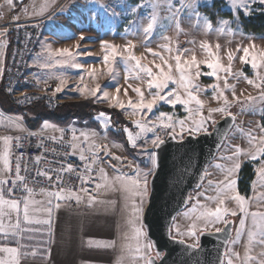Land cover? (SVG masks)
<instances>
[{"label": "rangeland", "instance_id": "1", "mask_svg": "<svg viewBox=\"0 0 264 264\" xmlns=\"http://www.w3.org/2000/svg\"><path fill=\"white\" fill-rule=\"evenodd\" d=\"M214 1L224 2L222 10L231 12L234 16L238 11L248 16L257 10L254 5L264 8L260 0H237L235 7L232 0H61L45 18L39 57L41 62L34 67L29 63V72L36 78L38 90L60 100L61 103L90 100L95 106L116 110L123 116L130 125L127 128L128 132L132 134L137 145L131 146L127 139L130 148L134 150V158L127 156L122 147L121 149L117 147L120 145L110 142L106 137V132L112 129L110 116L106 114L101 117V112L91 113L92 122L100 126L102 132L86 128L77 121H73L69 129L76 134L77 144H87L89 151L92 152L97 150L105 152L108 162L103 167L124 178L135 179L138 174L141 177L149 171L152 174L154 163L150 153H153L161 138L165 139L170 133L177 139H182L189 133L199 134L207 131L225 114L236 113V125L210 166L205 184L199 192L192 195L190 207L176 218L172 234L177 239L195 244L199 232L220 229L224 225L223 220L215 222V218L207 217L205 214L214 211L219 200L223 199V207L236 212V215L229 213L224 217L226 220L233 218L236 222L225 264H228L229 260L232 264H259L260 260H264V256L260 255L264 252V245L258 242L259 232L264 228V223L257 220L254 224L251 215L241 212L237 202L230 197L237 194L242 196L237 188L239 172L244 164L255 163L250 195L247 198L242 197L245 198L248 213L264 212V177L259 175L260 170L264 169L262 160L264 153L257 151L258 140L264 136L260 125L264 106V100L260 99L261 93L264 92V65L257 68L251 66L252 56L264 52V37L243 33L236 17L233 20L219 18L215 27L211 25L210 29L207 28L205 19L208 18L200 9L211 6ZM153 14L157 20L151 32L146 35L143 29L151 22ZM222 21L228 23L222 24L220 23ZM81 36L84 37L83 40ZM105 43L115 46L116 51L103 47ZM129 43L134 47L125 51ZM202 43H207L209 48L203 49ZM244 47L249 48L248 63H243L240 59L244 56ZM65 48L70 50V55L57 54L58 49ZM148 49L153 53H159L172 65L176 83L169 82L164 93L176 90L182 100L187 99V96L179 83L180 74L175 72L174 56L182 54V62L190 61L195 56L199 67L193 66L191 72L193 77H196L197 72L200 75L192 81L199 88V91H193V95L197 96L203 107L194 102L172 105L158 101L151 113L145 110L132 114V109L128 107L129 100L133 102L139 100L133 88L140 87L145 93V100L151 97L147 91L146 77L136 78L137 74L132 71L134 62L127 61V57L130 54L135 55L140 58L142 64L152 67L154 72L157 71L154 64L163 66V61L154 57ZM229 53L233 56L231 62L228 59ZM105 55L109 57L107 62L104 61ZM217 61L230 68L231 75L221 71L218 73L220 79L208 76L206 73L210 69L205 66V62ZM76 64L80 67L73 66ZM225 78L230 86L228 88H225ZM248 81L254 83L249 84ZM212 85L218 87L214 89L210 87ZM57 87L61 88L60 92L55 91ZM117 87L120 89L119 92ZM97 88L99 90L93 95L92 90ZM125 89H128L127 94ZM154 91L156 90L153 89ZM104 93H107L106 99ZM218 93L223 94L221 98H217ZM249 97L254 98L251 106ZM117 101L125 107L120 108ZM225 108L227 111H219ZM201 120L205 123L203 128L197 131L195 129ZM135 121H141L145 129L135 127ZM124 129L122 131L127 138ZM157 137L159 142L154 145L152 141ZM249 153H254L257 158H251ZM141 165L145 169H142ZM229 179L236 181L232 189L227 188L226 182ZM107 184L112 186L113 179L108 178ZM117 184L120 185L119 182L114 185ZM237 229H240L239 234ZM250 231L256 233L251 245ZM246 247L251 248L248 255L255 257L247 262Z\"/></svg>", "mask_w": 264, "mask_h": 264}, {"label": "crops", "instance_id": "2", "mask_svg": "<svg viewBox=\"0 0 264 264\" xmlns=\"http://www.w3.org/2000/svg\"><path fill=\"white\" fill-rule=\"evenodd\" d=\"M46 1L13 0L9 5L7 0H0V20H46L45 18L61 0ZM15 3L22 5L18 12H15ZM8 52L9 39L0 33V84ZM40 54L41 44L38 55L30 60L31 67L41 62ZM5 107V104L0 103V156L7 152L9 157L12 144L22 139L28 132L60 136L65 129H69L42 121L37 131H31L21 115L8 114ZM5 137L10 139V144H5ZM74 142L77 148L81 146L76 143L75 137ZM85 146L90 150L87 144ZM117 147L121 149V146ZM105 155L107 156L106 153ZM103 166H100L98 171V183L102 185L107 181L101 178V174L99 178L101 170L110 180L117 176ZM6 175L7 172H3V162L0 161V179H4ZM135 179L127 178L125 186L117 184L98 189L96 202L92 206H89L88 197H81V201L76 202L74 207H70L65 201H59L60 206L57 208V201L53 200L51 216L46 210L49 197L32 196L31 199L37 203L30 204V219L33 221L50 219L51 223H24L21 212L20 230L14 236L5 237L0 234V247L18 248L20 251L18 264H146L152 249L142 229L141 216L148 190L141 204L139 197L133 195L132 191H125V187L130 188L131 181ZM4 194L5 198H9L6 191ZM25 197L18 200L23 201ZM41 201L43 203H40ZM133 202L140 207L136 215L132 214ZM137 230L140 232L139 236L136 235ZM102 244L110 246H97ZM137 248L140 250L137 251ZM6 255L0 253V259Z\"/></svg>", "mask_w": 264, "mask_h": 264}, {"label": "snow or ice", "instance_id": "3", "mask_svg": "<svg viewBox=\"0 0 264 264\" xmlns=\"http://www.w3.org/2000/svg\"><path fill=\"white\" fill-rule=\"evenodd\" d=\"M7 2L9 3V5L12 4L13 0H7ZM233 6H236L237 0H232ZM261 4H264V0H260ZM155 7V6H153ZM245 7H247L245 5ZM133 11H135V9H133ZM247 14V13H246ZM157 17L155 14H153V16L151 17V22L148 23L147 27L143 29L144 33L147 35L148 33L151 32V30L153 29L154 24L156 23ZM205 23H206V27L207 28H211V23L210 21H208L207 19H205ZM222 24H227V21H222L220 22ZM177 27H179V25L177 24ZM222 31V29H221ZM81 39L83 40L84 37L81 36ZM105 48H111L113 52L116 51L115 46L112 45H107L106 43L102 45ZM134 47L133 45H131V43H129L128 45H126L125 47V51H127L129 48ZM168 51H171L170 48H167V46H164ZM201 47L205 50H207L209 48V45L207 43H202ZM219 47V46H217ZM239 50V49H238ZM149 53H151L154 57H158L161 61H163V66L161 64H154L155 69L157 70L156 72L153 71L152 67H148L144 64L141 63L140 58L136 57L135 55H129L127 57V61L129 62H134V67L132 69L133 72H135L136 78L137 79H144L146 77V86H147V91L150 95L151 98L145 100V93L144 91H142V89L140 87H135L132 90L136 93L137 97L139 98L138 102H133L131 100H129L128 103V107L132 109V114H136L137 112H144L145 110L148 113H151L152 110L154 109L155 105L157 104L158 101H164L166 103L175 105L177 103H181V104H187L189 102H194L196 105L203 107L202 102L197 98L196 95H193V91H199L198 85H195L192 83L193 79L198 78V76L200 75L199 72L196 73V77H193L191 69L193 66H196L197 68L199 67L198 62L196 61L195 56L192 57V59L189 60H184L183 62L181 61V55L180 53L176 54L174 56V60H175V72L179 73V83L181 85V87L183 88L184 94H186L187 99L182 100L181 99V95L177 93L176 90L170 91L168 93H164V89L167 88L169 82L171 83H176V80L174 79V75H173V68L172 65L168 63L167 60L164 59L163 56H161L159 53H153L151 49H148ZM187 51V50H185ZM243 52H244V56H242L240 59L243 63H248V57H249V48L248 47H244L243 48ZM57 54L60 55H70V50L65 48V49H58L57 50ZM109 59V57L107 55L104 56V61L107 62ZM228 59L231 62V60L233 59V56L231 53L228 54ZM257 60H259V63H257ZM264 65V52H260L256 55H253L251 58V66L253 68H257ZM48 65H44V67H47ZM76 68H79L80 65L76 64L73 65ZM205 66L210 69L209 72H207L206 74L208 76H216L217 79H220V77L218 76V73L223 71V72H227L229 75H231L230 72V68H226L224 67L222 64H220L218 61L217 62H205ZM165 68H167V71H165ZM91 74V73H90ZM143 74V76L141 75ZM127 76H126V80H127ZM249 84H253V81H248ZM212 88H217V85H212L210 86ZM230 87L227 84V79L225 78V88ZM256 87H260V85H256ZM153 89H155L156 91L153 92ZM99 89H93L92 93L93 95L96 94V92ZM56 92H60L61 88L57 87L55 89ZM120 89L119 87H117V92H119ZM125 94H127L128 89H125ZM222 93H218L217 98H221L222 97ZM173 97H175V99H173ZM104 98H107V93H104ZM233 99L235 100L236 97L235 95L233 96ZM254 98L249 97L248 101H249V105L251 106V102L253 101ZM260 99L264 100V92L261 93L260 95ZM117 103L119 104L120 108H124L125 105L120 103L119 101H117ZM225 103L227 104V101L225 100ZM219 111H227V109H219ZM105 115V113L101 112L100 116L103 117ZM164 114H161V116H163ZM211 117V112L209 113V118ZM228 118L230 119H234V117H232L231 113H228ZM17 123H19V121H17ZM205 121L201 120L199 122V125L197 126V128L195 130L199 131L201 128H203ZM135 127L141 128L142 130L145 129L144 124L141 123V121H135L134 122ZM162 127H171V125H161ZM45 127H47V123L45 122ZM181 129L183 130V122H181ZM150 130V128L148 129ZM124 131L127 133V139L129 140L131 146L136 147V143H135V139L133 138L132 134L130 132H128L127 127L124 129ZM174 131V129H173ZM261 131L264 132V127L261 128ZM251 135V134H249ZM253 139H255V137H253ZM5 144L8 145L11 143L10 139L5 137L4 140ZM153 144H157L159 142V137L155 138L153 141ZM258 145L259 147L257 148V151L264 153V136H261L258 140ZM71 151L69 152V155H76L77 154V148L76 145L73 143L71 146ZM237 151H239V149H237ZM251 155V158L256 159V155L254 153H249ZM151 158L153 163L155 164L156 161V154L155 153H150ZM79 159L81 161H85L88 158L85 157L83 155V153L81 152L79 155ZM119 159V158H116ZM0 161L3 162V172H9L10 171V162H9V157H8V153L5 152L2 156H0ZM93 163L95 162L94 160L92 161ZM236 167L238 168L239 165H236ZM20 171H21V167H20V162L19 160H17V164H16V172H15V179L12 180V184H13V188H9L7 189L8 195L9 197H11L12 193L15 191V186L17 184V182H24V177L20 175ZM51 171H55V170H45L43 172H38L37 175H43L46 176V178L51 181L52 180V176L50 175ZM76 171V167L74 165H67V166H62L60 171L57 173L56 175V180L57 183L60 182L61 180V173H65V172H75ZM84 172L87 175V178L85 177H80L82 183H91L95 177L92 175L93 173V168L91 164H86L85 168H84ZM150 171L146 172L143 174V177L141 178L140 175H137V178L134 181H131V187H125V191H132L133 195L138 196L140 199V202L142 204L144 196L147 193V185H148V180L147 177L148 175H150ZM259 175H261L262 177H264V169H261L259 172ZM101 178L104 179L105 181H107L108 177L105 176L103 174V171L101 170ZM126 181L127 178H123L120 175H117L113 178V185L116 184L117 182H119V184L121 186H125L126 185ZM227 188L228 189H232L233 186L236 184L235 180H231L229 179L227 182ZM7 184V180L5 179H0V234L4 235L5 237L9 236V235H16L17 231L20 230L21 227V212L23 214V222L24 223H44V224H50L51 220H35L33 221L32 219H30V204L35 205L37 202L33 199H31L34 190L31 188H28L26 185L24 187V191L28 194L23 201L17 200V199H12V198H5V185ZM211 184V182H210ZM142 185V186H141ZM54 187H56V185H53ZM110 185H108L107 183L105 184H100V183H96L95 187L96 189H100L102 187H109ZM80 192L84 193L85 195L88 196V200H89V206H92L96 201H95V197L92 196L91 192L89 189L87 188H83L81 187ZM47 196L49 197V199L47 200V212L49 214V216H51V211H52V202L53 200L57 201L56 207L58 208L59 205V201H63V200H70V199H75L77 203H79L81 201V196L77 193L74 192L72 190L69 189H65V188H58V190L56 191H48ZM231 199H233L234 201L237 202L239 209L241 212L245 213V215H251L254 224L256 223L257 220L261 221L262 223H264V212H252V213H248L247 209L245 207V198L240 196L239 194L230 197ZM21 203L23 204V208L21 209ZM40 203H43V201H41ZM224 204V200L220 199L219 200V204L216 207V209L214 211H208L205 215L207 217H212L215 218V222H220L221 220H223V222L225 223L226 227L228 225V221L226 219H224V217L227 214H231V215H236L235 211H231L226 207H223ZM132 208V214L136 215L138 214V212L140 211V207L133 202L131 205ZM13 214H14V218H13ZM241 224H244V219H241ZM218 231H220L218 229ZM240 229H237V234H239ZM136 235L139 236L140 232L139 230L136 231ZM259 243L264 245V228H261L260 232H259ZM256 237V233L250 231L249 232V245H251L253 243V241L255 240ZM90 244L92 243L91 241L89 242ZM100 247H109L110 245L108 244H102V245H97ZM140 249L137 248V251H139ZM251 251L250 247H246V251H245V261H250L255 259V257H252L250 255H248V253ZM0 253H5L7 254L5 258L0 259V264H18L19 262V257H20V251L18 248L15 247H0ZM261 256H264V252L260 253ZM149 264H154L153 261L149 260ZM228 264H232V261L229 260ZM259 264H264V260H260Z\"/></svg>", "mask_w": 264, "mask_h": 264}, {"label": "water", "instance_id": "4", "mask_svg": "<svg viewBox=\"0 0 264 264\" xmlns=\"http://www.w3.org/2000/svg\"><path fill=\"white\" fill-rule=\"evenodd\" d=\"M230 113L234 119L227 113L205 132L189 133L182 139L170 133L153 149L156 161L141 216L152 249L146 264L149 260L154 264H225L236 226L233 218L220 231L199 232L195 244L175 238L172 232L176 218L202 189L210 166L236 125L237 115Z\"/></svg>", "mask_w": 264, "mask_h": 264}, {"label": "built area", "instance_id": "5", "mask_svg": "<svg viewBox=\"0 0 264 264\" xmlns=\"http://www.w3.org/2000/svg\"><path fill=\"white\" fill-rule=\"evenodd\" d=\"M45 23L46 20H0V33L9 39V52L5 60L0 88L12 107L19 111L42 106L52 114L61 103L60 100L38 90L36 78L29 72L30 60L38 55ZM74 137L75 134L71 129H65L60 136L28 132L22 139L14 142L9 155L10 171L4 178L7 180L5 185L7 196L9 197L7 189L13 188L12 180L15 179L16 164L19 160L20 175L25 179L23 183L17 182L15 191L9 198L18 200L27 196L24 191L25 185L34 190L32 196H47L48 191H56L62 187L77 192L81 197H88L80 192L83 187L89 189L95 197L98 193L95 185L98 183L99 167L108 162V157L100 150L93 152L87 150L85 145L76 147L78 150L76 155H69L70 146L75 144ZM81 152L88 158L87 160L79 159ZM86 164H91L93 168L92 175L95 179L91 183H82L80 179L82 176L87 178L88 174L84 172ZM67 165H74L76 171L61 173V180L57 183V173L62 166ZM45 170H55L50 172L51 181L46 176L37 175L38 172ZM63 201L70 207L76 205L75 199Z\"/></svg>", "mask_w": 264, "mask_h": 264}, {"label": "trees", "instance_id": "6", "mask_svg": "<svg viewBox=\"0 0 264 264\" xmlns=\"http://www.w3.org/2000/svg\"><path fill=\"white\" fill-rule=\"evenodd\" d=\"M14 5L15 12H18L22 5L17 3ZM223 5L224 2L222 1H214L211 6L201 8L200 11L208 18L213 27L217 25L219 18L233 20L236 17L237 23L243 33L264 37V8L259 5H254V8L257 10L248 16H245L241 11H238L234 16L231 12L223 11ZM0 103L2 105L5 104V110L8 114L21 115L26 126L31 131H37L42 121H48L61 128H67L73 121H77L84 124L86 128H90L96 132H102L100 126L92 122L93 115L91 113L103 112L110 116L112 126V129L106 132V137L110 141L120 145L127 156L134 158V150L130 148L128 140L122 131L123 128H128L130 125L116 110L98 107L90 100H86L63 102L52 114L42 106H35L27 110L19 111L12 107L8 98L2 93L1 88ZM260 125L264 127V106L262 108ZM262 160H264V155ZM254 165L255 163H246L239 172L237 188L238 192L245 198L250 195V185L254 180ZM141 168L145 169L142 165Z\"/></svg>", "mask_w": 264, "mask_h": 264}]
</instances>
